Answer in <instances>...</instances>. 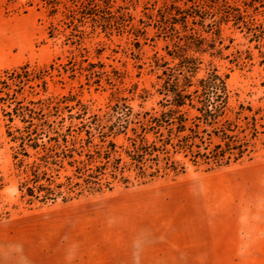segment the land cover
<instances>
[{
    "label": "rangeland",
    "instance_id": "obj_1",
    "mask_svg": "<svg viewBox=\"0 0 264 264\" xmlns=\"http://www.w3.org/2000/svg\"><path fill=\"white\" fill-rule=\"evenodd\" d=\"M187 1L102 0L113 12L100 7L101 16L119 23L106 32L108 25L73 23L88 0H0V75L25 65L47 70L45 93L27 90L23 98L68 97L78 102L73 112L155 114L164 103L165 6ZM222 1L244 23L221 26L224 49L203 56L198 76L215 68L227 78L231 105L257 113L251 159L210 172L186 163L185 173L144 185L116 184L68 203L27 206L19 198L0 112V264H194L197 211L263 186L264 50L256 44L264 38V0ZM71 59L85 60L90 74L73 77Z\"/></svg>",
    "mask_w": 264,
    "mask_h": 264
},
{
    "label": "trees",
    "instance_id": "obj_2",
    "mask_svg": "<svg viewBox=\"0 0 264 264\" xmlns=\"http://www.w3.org/2000/svg\"><path fill=\"white\" fill-rule=\"evenodd\" d=\"M109 5L88 0L73 23L108 25L105 31L113 32V24L119 23L99 13L104 6L112 13ZM242 19L222 0L165 6L164 103L155 114L128 109L104 117L82 108L73 112L78 102L72 104L75 100L68 97L26 100L27 90L45 93L47 70L31 71L25 65L2 73L0 112L20 201L27 206L68 203L112 191L116 184L128 188L169 173L183 174L186 163L210 172L251 159L252 141L259 133L257 113L231 105L227 78L215 68L198 76L203 56L220 55L224 49L221 26L240 25ZM256 45L264 50V38ZM72 61L73 77L90 74L81 65L85 60ZM118 138L123 140L120 145Z\"/></svg>",
    "mask_w": 264,
    "mask_h": 264
},
{
    "label": "crops",
    "instance_id": "obj_3",
    "mask_svg": "<svg viewBox=\"0 0 264 264\" xmlns=\"http://www.w3.org/2000/svg\"><path fill=\"white\" fill-rule=\"evenodd\" d=\"M261 185L197 211L194 264H264V181Z\"/></svg>",
    "mask_w": 264,
    "mask_h": 264
}]
</instances>
